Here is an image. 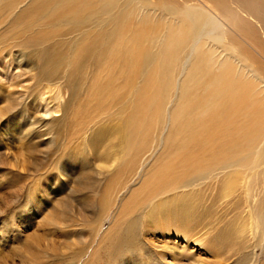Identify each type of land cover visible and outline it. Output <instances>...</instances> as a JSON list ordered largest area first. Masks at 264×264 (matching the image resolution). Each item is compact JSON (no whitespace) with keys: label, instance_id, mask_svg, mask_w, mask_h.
Returning <instances> with one entry per match:
<instances>
[{"label":"bare ground","instance_id":"obj_1","mask_svg":"<svg viewBox=\"0 0 264 264\" xmlns=\"http://www.w3.org/2000/svg\"><path fill=\"white\" fill-rule=\"evenodd\" d=\"M12 48L31 50V79L67 88L62 106L98 69L93 105L116 111L88 117L81 134L99 124L95 155L129 176L109 187L126 188L110 234L138 205L143 232L206 255L177 264H264V0H0V69ZM122 235L116 247L131 248Z\"/></svg>","mask_w":264,"mask_h":264},{"label":"rangeland","instance_id":"obj_2","mask_svg":"<svg viewBox=\"0 0 264 264\" xmlns=\"http://www.w3.org/2000/svg\"><path fill=\"white\" fill-rule=\"evenodd\" d=\"M30 51L1 52L9 56L0 69V264H177L188 256L204 260L198 243L175 233L143 232L140 216L147 208L142 212L138 205L122 228L110 234L111 216L114 222L126 189L115 194L110 188L119 189L129 179L128 171L122 167L125 163L119 169L95 155L97 145L90 144L89 137L98 123L84 137L81 130L88 117L116 109L111 110V102L93 105L99 72L95 67L80 76L81 90L62 106L69 91L31 79L36 63L28 61ZM52 89H60V97L55 98ZM87 104L92 106L88 109ZM45 110L55 111L49 115ZM58 119L63 121L47 126V121ZM111 120L103 124L113 127L118 122ZM110 137L109 128L100 145L106 146ZM104 199L107 213L101 212ZM128 227L134 229L132 237L126 234ZM120 234L122 240L131 237V248L122 242L116 247L113 239ZM79 249L83 253L75 257Z\"/></svg>","mask_w":264,"mask_h":264}]
</instances>
